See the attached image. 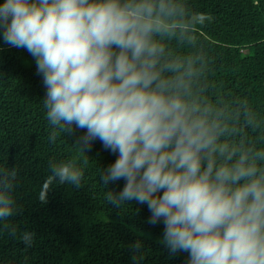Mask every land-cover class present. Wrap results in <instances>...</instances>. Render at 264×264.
I'll return each instance as SVG.
<instances>
[{"label": "trees", "instance_id": "16d2710c", "mask_svg": "<svg viewBox=\"0 0 264 264\" xmlns=\"http://www.w3.org/2000/svg\"><path fill=\"white\" fill-rule=\"evenodd\" d=\"M0 264H264V0H0Z\"/></svg>", "mask_w": 264, "mask_h": 264}]
</instances>
